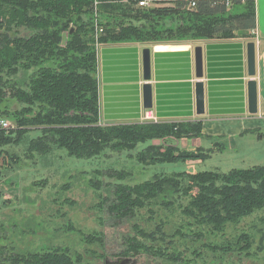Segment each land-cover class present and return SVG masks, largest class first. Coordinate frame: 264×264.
I'll return each mask as SVG.
<instances>
[{
  "label": "trees",
  "instance_id": "1",
  "mask_svg": "<svg viewBox=\"0 0 264 264\" xmlns=\"http://www.w3.org/2000/svg\"><path fill=\"white\" fill-rule=\"evenodd\" d=\"M96 1V9L102 7L103 13L119 10L122 16L152 19L154 26L142 31L132 25L102 26L96 34L92 21L88 20L89 25L83 17ZM139 1L0 0V102L8 91L22 104L20 109H4L0 114L11 117L18 126L37 129L41 125L39 135L28 140V149L38 153L63 149L69 157L90 159L106 149L132 151L146 143L136 153V160L143 165L205 160L216 149L148 144L153 139L199 137L200 117L102 124L93 41L97 37L106 43L137 40L168 44L173 39L198 44L231 38L234 33L252 37L248 31L256 26L255 0H198L195 7L190 6L191 0H153L156 5L152 7L138 6ZM162 19L180 22L161 28L154 21ZM9 141V133L0 131V158L2 146ZM113 192L115 200L108 210L118 219L131 218L133 230L125 237L120 256L144 258L154 264H196L187 258L189 252L198 258L208 257L203 264H248L249 260L253 261L249 264H264V233L255 248L247 231L220 243L211 239L223 237L229 227L236 228L243 219L264 211V164L226 172L174 171L133 187H116ZM154 204L170 213L177 209L186 220L168 232L169 223L158 217ZM143 209L147 217L141 214ZM98 233L82 234V239L103 250L104 237ZM191 235L201 242L187 243ZM0 264L100 263L88 262L66 247L32 250L12 245L0 248Z\"/></svg>",
  "mask_w": 264,
  "mask_h": 264
},
{
  "label": "rangeland",
  "instance_id": "2",
  "mask_svg": "<svg viewBox=\"0 0 264 264\" xmlns=\"http://www.w3.org/2000/svg\"><path fill=\"white\" fill-rule=\"evenodd\" d=\"M96 5L97 1L92 11L83 15L89 25L88 20L92 21L96 34L101 31L102 26L117 28L120 24L130 27L132 25L141 31L154 26L152 19L122 16L119 10L113 14H106L101 11L102 7L96 9ZM132 15L134 14L131 13ZM154 22L159 27L166 28L175 26L180 20L173 22L162 19ZM120 42L148 44L137 40L108 43ZM182 42L188 41H180ZM101 43L106 42H101L95 37L93 46L96 49V75ZM170 43L179 42L172 39ZM5 96V100L0 102V111L4 109L13 111L22 107L21 103L9 96L8 91ZM1 120L7 125L3 127L0 124V131L9 133L10 141L2 146L0 158V248L17 245L33 250L60 246L82 254L88 262L105 264L106 259L112 261L123 257L118 253L125 248V237L133 233L131 218L118 219L108 210L115 200L113 190L116 187H133L180 170L226 172L231 168L243 169L264 164V135L262 140L257 139L254 143H243L241 146L235 144L232 149L230 147L225 150L215 149L205 160H196L193 163L180 161L174 164L143 165L136 160V153L143 149L146 143L138 144L132 151L106 149L90 159L69 157L63 149L56 148L50 152L38 153L28 149V140L39 135L38 129L41 125L37 126V129L31 126L27 128L18 126L11 117L3 114H0ZM20 131L25 132L21 134ZM174 141L153 139L147 143L166 146L175 145ZM116 200L118 201V198ZM152 207L157 210L159 218L168 221L166 228L168 232H172L186 220L177 209L170 213L162 210L159 205L154 204ZM141 214L144 217L148 216L146 209L141 210ZM155 220L157 221L156 217ZM149 228L152 229L151 224ZM241 231L250 232L255 248L260 235L264 233V211L243 219L236 228L229 227L223 237L217 235L211 236V239L220 243ZM98 232L104 237L103 250L96 243H86L82 239V234H99ZM194 239L196 237L191 235L186 241L192 242V245L201 242ZM102 253L105 255L104 258L100 257ZM187 254L189 255L187 258L194 259L196 264H203L209 260L206 256L198 258L189 252ZM126 258H132L135 264H154L147 263L144 258ZM252 262L249 260L247 263Z\"/></svg>",
  "mask_w": 264,
  "mask_h": 264
},
{
  "label": "crops",
  "instance_id": "3",
  "mask_svg": "<svg viewBox=\"0 0 264 264\" xmlns=\"http://www.w3.org/2000/svg\"><path fill=\"white\" fill-rule=\"evenodd\" d=\"M256 26L252 37L234 33L226 39H207L198 44L101 43L98 52L99 109L102 124L145 120L142 104V49H150L151 111L157 122L202 120L197 138L174 141L193 150L221 147L225 150L254 143L264 135V0H255ZM255 44V74L247 73L246 45ZM202 46L204 87L203 115L195 111L194 47ZM159 47V48H158ZM257 90V112L250 114L247 82ZM256 137V138H255ZM212 145V146H211ZM217 146V147H216ZM190 163L195 161L191 160Z\"/></svg>",
  "mask_w": 264,
  "mask_h": 264
},
{
  "label": "water",
  "instance_id": "4",
  "mask_svg": "<svg viewBox=\"0 0 264 264\" xmlns=\"http://www.w3.org/2000/svg\"><path fill=\"white\" fill-rule=\"evenodd\" d=\"M246 62L247 73L249 76L255 74V44L249 41L246 45ZM150 49L145 47L142 49V73L144 83L142 84V104L144 109L152 107V88L150 82ZM194 72L198 80L195 82V111L197 115H203L205 112L204 105V87L201 78L203 77V59H202V46L196 45L194 47ZM247 103L248 112L254 114L257 112V88L256 82L250 79L247 82ZM105 264H135L132 258L119 257L116 260H104Z\"/></svg>",
  "mask_w": 264,
  "mask_h": 264
},
{
  "label": "built area",
  "instance_id": "5",
  "mask_svg": "<svg viewBox=\"0 0 264 264\" xmlns=\"http://www.w3.org/2000/svg\"><path fill=\"white\" fill-rule=\"evenodd\" d=\"M197 1H198V0H191V2H190V6H191V7H195ZM226 1H227V3H229V0H226ZM138 5H139V6L149 7V6H155L156 4L154 3L153 0H142V1H139ZM144 119H145V120H151V121L157 122V119H156V117L153 115V113H152V111H151V108H150V109H147V110L145 111ZM0 124H1V126H3V127L7 125V123H6L5 121H3V120L0 121Z\"/></svg>",
  "mask_w": 264,
  "mask_h": 264
},
{
  "label": "bare ground",
  "instance_id": "6",
  "mask_svg": "<svg viewBox=\"0 0 264 264\" xmlns=\"http://www.w3.org/2000/svg\"><path fill=\"white\" fill-rule=\"evenodd\" d=\"M159 48V47H158Z\"/></svg>",
  "mask_w": 264,
  "mask_h": 264
}]
</instances>
